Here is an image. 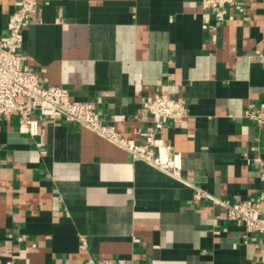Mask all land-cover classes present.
Listing matches in <instances>:
<instances>
[{
  "label": "crops",
  "instance_id": "crops-1",
  "mask_svg": "<svg viewBox=\"0 0 264 264\" xmlns=\"http://www.w3.org/2000/svg\"><path fill=\"white\" fill-rule=\"evenodd\" d=\"M204 2L40 1L17 48L24 67L139 143L153 122L144 100L183 101L188 115L164 119L157 139L182 176L61 114L37 135L4 115L0 262L264 264V235L225 206L260 201L264 216V0L224 13ZM19 7L0 0V38Z\"/></svg>",
  "mask_w": 264,
  "mask_h": 264
},
{
  "label": "built area",
  "instance_id": "built-area-1",
  "mask_svg": "<svg viewBox=\"0 0 264 264\" xmlns=\"http://www.w3.org/2000/svg\"><path fill=\"white\" fill-rule=\"evenodd\" d=\"M41 0H20V7L12 14L9 33L0 38V118L4 115L19 116L31 135L39 132L40 121L61 114L79 123L108 141L130 152L137 160L181 178V167L174 155L163 152L164 145L157 139L164 127V119H182L188 115L187 105L169 94H155L143 101V109L152 115V126L142 143L124 137L112 124L97 116L95 103L90 100L73 99L68 88L45 86L34 68L24 67L25 56L17 51L24 39V29L37 11ZM238 0H205L206 7L219 8L224 13ZM253 116V114L248 113ZM197 196H201L199 193ZM227 217L240 220L248 232L264 235V216L260 201L245 200L238 203H225ZM0 264H15L9 260ZM95 264H125L123 259H104Z\"/></svg>",
  "mask_w": 264,
  "mask_h": 264
}]
</instances>
